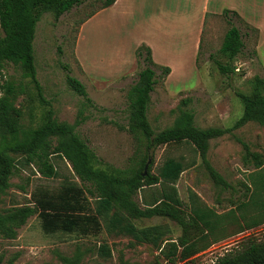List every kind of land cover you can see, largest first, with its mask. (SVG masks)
<instances>
[{
	"label": "rangeland",
	"instance_id": "obj_1",
	"mask_svg": "<svg viewBox=\"0 0 264 264\" xmlns=\"http://www.w3.org/2000/svg\"><path fill=\"white\" fill-rule=\"evenodd\" d=\"M100 3L101 0L86 1L57 19L50 12L40 16L33 50L36 78L45 101L40 100L34 85L22 75L20 67L4 64L1 80L12 81L18 91L14 106L21 110V127L39 124L49 108L58 122L74 124L75 131L95 153L99 166L124 169L146 154L147 168L150 166V171L156 173L167 157L182 158L185 163L193 161L175 183L178 195L186 212L190 211L196 197L202 206L212 209L217 215L218 227L208 238L222 239L212 242L188 260L174 264H212L248 236L261 238L264 223L235 233L244 220L255 216L257 206L253 202L240 210L235 206L248 200L249 192L246 193L244 184L250 190L258 175L264 176V167L256 168L251 162H244L242 146L244 142L250 151L264 157V125L250 121L209 141L206 157L230 184L223 188L211 180L191 144L171 143L147 149L138 142L127 130L126 93L136 81L138 71L144 67L142 58L136 56L140 44L132 53L131 46L138 39H144L153 46V60L174 69L172 74L170 71L161 78L160 68H155L157 82L150 93L147 110L152 128L158 131L171 125L181 108L193 111L194 123L199 127H230L242 113V103L236 92L248 93L255 76L264 78V22L258 27L231 13L217 14L205 24L193 60L183 26L179 33L176 27L167 33L166 24L162 29L157 27L160 25L156 21L137 22L134 15L118 18L112 11L102 13L91 22L92 15L100 10ZM230 23L239 28L244 45L230 61L233 70L221 73L214 60L228 62L219 47ZM67 75L83 83L90 102L68 85ZM184 98L188 99L186 105L181 103ZM53 161L59 172L56 178L42 176L33 166L20 167L11 177L9 188L0 195V211L29 201L36 186L56 189L64 176L72 177L66 160L53 157ZM73 178L79 182L77 177ZM255 197L264 202V190ZM135 199L140 202V194ZM135 223L139 226L160 224L167 237L173 240L181 234V227L164 217L144 218ZM101 241L111 248V257L107 259L96 254L95 249ZM77 247L85 251L79 264L166 262L152 244L137 243L131 237L107 233L104 229L88 236L44 233L36 215L30 216L17 229L14 238L0 236V262L61 264L58 254L71 255Z\"/></svg>",
	"mask_w": 264,
	"mask_h": 264
},
{
	"label": "trees",
	"instance_id": "obj_2",
	"mask_svg": "<svg viewBox=\"0 0 264 264\" xmlns=\"http://www.w3.org/2000/svg\"><path fill=\"white\" fill-rule=\"evenodd\" d=\"M86 1L89 0H0V195L9 188L11 177L20 167L33 166L46 178L59 177L53 157L66 160L72 174V177L64 176L56 189L36 186L29 201L0 211V236L14 238L17 229L30 216L36 215L44 233L88 236L104 229L107 233L131 237L137 243L152 244L165 258L164 264L188 260L212 242L222 239L208 238L218 227L215 212L202 206L196 196L190 211L186 212L178 195L175 183L184 169L193 165V161L185 163L182 158L167 157L156 173L151 172L148 166L144 175L146 154L124 169L99 166L95 153L75 131L74 124L58 122L49 108L39 124L23 129L19 122L21 110L14 106L18 93L15 84L1 80L4 64L12 63L21 68L22 75L29 78L40 100L45 101L36 78L33 50L36 24L45 12L52 13L57 19ZM114 1L101 0L99 9ZM222 13L240 18L228 9ZM243 45L239 28L230 23L219 47V52L227 57L228 62L214 60L221 73L233 70L230 61ZM136 56L142 58L144 67L138 71L136 81L126 93L128 132L147 149L171 143L191 144L211 180L223 188L230 187L206 157L209 141L250 121L264 125V78L255 76L248 93L236 92L242 103V113L230 127H199L194 123L193 111L181 108L171 125L155 131L147 118L150 93L157 82L155 68H160L161 78L170 72V68L155 63L150 47L144 43L136 48ZM66 81L90 102L80 80L67 75ZM187 101V98L182 99V105ZM242 146L244 162H251L256 168L264 167L261 154L250 151L244 142ZM73 177H77L79 182ZM253 183L255 186L250 190L244 184L246 193L249 192L248 200L235 208L240 210L253 202L257 211L255 216L244 220L235 233L264 223V202L254 198L264 190V176L258 175ZM137 194H140V202L135 199ZM151 217L172 219L181 227V234L173 240L167 237L160 224L139 226L135 223V220ZM95 251L104 259L111 257V248L106 242H99ZM84 254L85 251L77 247L71 255L58 254V257L61 264H79ZM212 264H264V235L261 238L248 236L238 246L218 256Z\"/></svg>",
	"mask_w": 264,
	"mask_h": 264
},
{
	"label": "crops",
	"instance_id": "obj_3",
	"mask_svg": "<svg viewBox=\"0 0 264 264\" xmlns=\"http://www.w3.org/2000/svg\"><path fill=\"white\" fill-rule=\"evenodd\" d=\"M225 9L236 12L239 17L253 26L259 27L264 22V0H115L111 5L95 12L91 22L102 13L112 11L118 18L134 15L133 18L137 22L156 21L157 25H160L157 27L162 29L164 28L162 26L166 24L165 28H169L167 33L174 27L179 33V28L183 26L182 28L186 30L184 37L190 41V58L195 60L205 24ZM141 43L150 47L153 59V46L151 42L144 39L133 42L131 53L133 48ZM76 51L78 54V44ZM169 67L172 74L174 69L172 66Z\"/></svg>",
	"mask_w": 264,
	"mask_h": 264
},
{
	"label": "water",
	"instance_id": "obj_4",
	"mask_svg": "<svg viewBox=\"0 0 264 264\" xmlns=\"http://www.w3.org/2000/svg\"><path fill=\"white\" fill-rule=\"evenodd\" d=\"M148 161H146L145 165H144V168H143V171H142V175H144L146 173V169H147V165H148Z\"/></svg>",
	"mask_w": 264,
	"mask_h": 264
}]
</instances>
